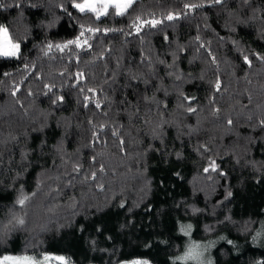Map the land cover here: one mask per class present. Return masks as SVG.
I'll return each instance as SVG.
<instances>
[{"label":"trees","instance_id":"obj_1","mask_svg":"<svg viewBox=\"0 0 264 264\" xmlns=\"http://www.w3.org/2000/svg\"><path fill=\"white\" fill-rule=\"evenodd\" d=\"M71 5L0 6L20 45L0 56V256L173 264L191 225L213 264L264 261V0H136L99 20ZM80 25L100 29L90 48L55 47Z\"/></svg>","mask_w":264,"mask_h":264},{"label":"snow or ice","instance_id":"obj_2","mask_svg":"<svg viewBox=\"0 0 264 264\" xmlns=\"http://www.w3.org/2000/svg\"><path fill=\"white\" fill-rule=\"evenodd\" d=\"M214 4H221L224 2V0H211ZM136 3V0H82V2H77V0H72V8L76 9L80 13H92L95 15V18L99 20L103 16L109 15V9L115 10L116 16H124L126 13H128L129 9L133 7V5ZM0 6H3V0H0ZM21 5L17 4L15 7H20ZM203 5L198 4H185L184 7L188 10L196 9L199 7H202ZM69 16L72 15L71 12L68 13ZM167 20L171 21L174 19H179V15L169 13L166 17ZM140 20V17H137V21ZM162 21L151 19L143 21L142 24H134L133 26L136 28L137 33L141 30V28L144 25H150L151 27H155L156 25L160 24ZM100 31L99 28L94 27H85L84 25H80V31L79 34L71 40H68L67 42L63 44H56L55 47L61 51L64 49L69 48L70 46H75L76 48L83 49L85 47H91L90 40L92 39V36H86V33H92L95 35ZM105 33L108 31H111V29L105 28L103 30ZM167 39V37H165ZM197 40H199V37H197ZM203 47V45H201ZM19 48L20 45L18 43H15L13 39L9 35V30L4 25H0V56L5 57H13L17 56L19 54ZM47 48L51 50L53 48V45L49 43L47 45ZM245 62L251 64V61L247 56L244 57ZM258 59L264 60V56L258 57ZM7 75V74H6ZM80 76L83 74L80 73ZM220 82L217 81L216 88L219 90ZM49 91H51V88L49 87ZM89 91H92V89H89ZM13 95H15V92H13ZM185 99H188L185 97ZM55 102V101H54ZM97 107H99V104H97ZM189 112H194L195 109L189 107ZM231 123V121H229ZM115 135V133H113ZM218 166L216 165L215 161H210L209 167H206L204 169L205 172H209L210 170L215 172L217 171ZM101 171H103V167L101 168ZM95 173L92 174L93 178H95ZM35 195V193H33ZM228 196H231V192L228 193ZM227 198V197H226ZM30 199L29 196L21 195L17 200L16 203L23 207L26 202ZM15 224L23 226L25 224V219L22 217H13ZM189 231H185L184 227H181V231L184 232L185 235L190 234L191 225L187 226ZM264 237V230L258 232L256 236L253 237V240H256L258 238ZM229 243H232V241H228ZM200 245L193 243L191 244L188 249L184 252L182 256H178L173 261V264H176V261L181 262H188L191 261L193 264H203V261L201 260V257L203 253L199 250ZM56 261L58 264H71L70 259L64 257V256H51L48 254L43 255H29L27 253L21 254V255H3L0 256V264H50V261ZM131 264H149L147 260H134L131 262ZM208 264H211V261L208 262ZM258 264H264V261L258 262Z\"/></svg>","mask_w":264,"mask_h":264},{"label":"rangeland","instance_id":"obj_3","mask_svg":"<svg viewBox=\"0 0 264 264\" xmlns=\"http://www.w3.org/2000/svg\"><path fill=\"white\" fill-rule=\"evenodd\" d=\"M1 57H5V56H1ZM185 231H187V230H185ZM185 236H186V239H187L186 250L193 243H196V244L200 245V249L199 250L203 253V255L201 257V260L203 261V264H208L209 261H211V264H213V260H212V258L210 256V249H209L210 248V245L209 244H204V243H199L198 241H194L191 238L190 234L189 235H185ZM183 254L184 253H182L180 256H182ZM50 264H58V262H56V261L53 260V261H50ZM126 264H131V262L126 263Z\"/></svg>","mask_w":264,"mask_h":264}]
</instances>
